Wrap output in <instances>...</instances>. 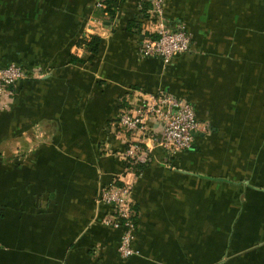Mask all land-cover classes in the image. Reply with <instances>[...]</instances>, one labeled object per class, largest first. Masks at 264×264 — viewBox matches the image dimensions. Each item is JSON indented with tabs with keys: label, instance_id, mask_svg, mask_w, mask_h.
Listing matches in <instances>:
<instances>
[{
	"label": "crops",
	"instance_id": "obj_1",
	"mask_svg": "<svg viewBox=\"0 0 264 264\" xmlns=\"http://www.w3.org/2000/svg\"><path fill=\"white\" fill-rule=\"evenodd\" d=\"M95 1L0 0V68L28 71L0 110V264H264V0H164L192 35L168 64L139 53L150 0ZM133 90L192 105L191 151L127 170L116 120ZM119 179L140 211L124 261L96 203Z\"/></svg>",
	"mask_w": 264,
	"mask_h": 264
},
{
	"label": "built area",
	"instance_id": "obj_2",
	"mask_svg": "<svg viewBox=\"0 0 264 264\" xmlns=\"http://www.w3.org/2000/svg\"><path fill=\"white\" fill-rule=\"evenodd\" d=\"M108 1L96 0L94 8L105 9ZM164 13V0H150L149 17L157 21L152 23L150 35L140 42L139 53L168 64L191 51L192 35L185 24L168 27ZM27 77V71L15 63L0 69L1 111L10 108L16 87ZM116 123L118 136L126 144L121 158L132 172L151 161L155 147L171 153L190 150L196 133L202 128L188 101L163 91H130ZM116 182L121 185L114 183L98 191L96 203L108 208L100 224L119 233L117 252L124 261L138 254L134 242L139 215L134 209L131 186L120 179Z\"/></svg>",
	"mask_w": 264,
	"mask_h": 264
},
{
	"label": "trees",
	"instance_id": "obj_3",
	"mask_svg": "<svg viewBox=\"0 0 264 264\" xmlns=\"http://www.w3.org/2000/svg\"><path fill=\"white\" fill-rule=\"evenodd\" d=\"M119 1H121V0H109L108 2H107V7L105 8V9H108V8H110V11H111V13H112V15H114V13H115V11H116V6H117V2H119ZM95 4V3H94ZM95 9V8H94ZM97 10H99V11H101V10H104V8L103 9H97ZM87 44H88V47L90 48V51L92 52V55H95V54H97V52H98V47H99V44H100V39H98V38H95V37H93V38H91L90 39V41H88L87 42ZM161 61V60H160ZM162 62V61H161ZM10 64V62L9 63H7L6 65H4V67H6V66H8ZM15 64H17V65H19V66H21L22 68H24V66L23 65H21L20 63H17V62H15ZM4 67H1V68H4ZM0 68V69H1ZM25 69V68H24ZM26 70V69H25ZM27 71V70H26ZM28 72V71H27ZM22 83V82H21ZM21 83L20 84H18V86L16 87V94H17V91H18V89H19V86L21 85ZM193 146H194V143H193ZM193 146H192V148L190 149V150H188V151H191L192 149H193ZM181 152H183V151H181ZM141 167V166H140ZM139 167V168H140ZM115 184L116 185H121L119 182H115ZM134 209H135V211L138 213L137 215H139V213H140V211L138 210V208L134 205ZM138 217V216H137Z\"/></svg>",
	"mask_w": 264,
	"mask_h": 264
},
{
	"label": "rangeland",
	"instance_id": "obj_4",
	"mask_svg": "<svg viewBox=\"0 0 264 264\" xmlns=\"http://www.w3.org/2000/svg\"><path fill=\"white\" fill-rule=\"evenodd\" d=\"M10 63H15V62H10ZM20 155V154H19Z\"/></svg>",
	"mask_w": 264,
	"mask_h": 264
}]
</instances>
